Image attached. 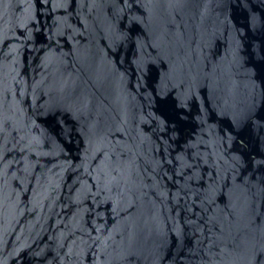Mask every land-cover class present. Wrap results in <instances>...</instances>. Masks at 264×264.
<instances>
[{
    "label": "water",
    "instance_id": "1",
    "mask_svg": "<svg viewBox=\"0 0 264 264\" xmlns=\"http://www.w3.org/2000/svg\"><path fill=\"white\" fill-rule=\"evenodd\" d=\"M0 264H264V0H0Z\"/></svg>",
    "mask_w": 264,
    "mask_h": 264
}]
</instances>
